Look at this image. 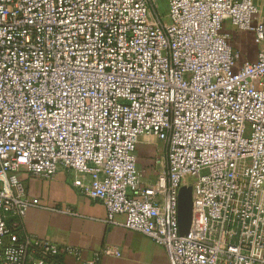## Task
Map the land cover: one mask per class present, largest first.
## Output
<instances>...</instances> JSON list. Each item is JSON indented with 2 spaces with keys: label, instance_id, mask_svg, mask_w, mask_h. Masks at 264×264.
Returning a JSON list of instances; mask_svg holds the SVG:
<instances>
[{
  "label": "built area",
  "instance_id": "built-area-1",
  "mask_svg": "<svg viewBox=\"0 0 264 264\" xmlns=\"http://www.w3.org/2000/svg\"><path fill=\"white\" fill-rule=\"evenodd\" d=\"M167 2L164 16L157 0H0V264L121 257L24 232L37 205L26 177L61 170L170 264H264V0ZM234 33L253 35V61ZM145 137L166 148L153 182Z\"/></svg>",
  "mask_w": 264,
  "mask_h": 264
},
{
  "label": "crops",
  "instance_id": "crops-1",
  "mask_svg": "<svg viewBox=\"0 0 264 264\" xmlns=\"http://www.w3.org/2000/svg\"><path fill=\"white\" fill-rule=\"evenodd\" d=\"M244 34L234 33L235 47L244 58L253 61L255 56L246 47L248 36ZM160 147L159 141L153 137L143 138L137 147L139 168L145 180L148 174L156 177L166 167ZM156 178L147 181L153 182ZM26 186L37 205L28 210L23 225L25 233L61 247L80 249L85 259L106 246L120 251L121 257H102L100 264H170L168 252L163 246L123 226L107 224L106 207L82 195L74 187L69 172L61 170L51 180L26 177ZM125 220L124 216L116 217L120 224ZM60 262L81 264L68 255L62 256Z\"/></svg>",
  "mask_w": 264,
  "mask_h": 264
},
{
  "label": "water",
  "instance_id": "water-1",
  "mask_svg": "<svg viewBox=\"0 0 264 264\" xmlns=\"http://www.w3.org/2000/svg\"><path fill=\"white\" fill-rule=\"evenodd\" d=\"M193 191L192 188H182L179 195V228L180 234L189 232L192 222Z\"/></svg>",
  "mask_w": 264,
  "mask_h": 264
},
{
  "label": "rangeland",
  "instance_id": "rangeland-1",
  "mask_svg": "<svg viewBox=\"0 0 264 264\" xmlns=\"http://www.w3.org/2000/svg\"><path fill=\"white\" fill-rule=\"evenodd\" d=\"M157 11L159 14H162L164 16H166L169 12V5L167 0H157ZM262 15L264 16V6L262 8ZM244 35L248 36V45L246 46L247 48L249 47L250 51H253L255 49L254 43H253V35L252 34H247L245 33ZM235 38V36H234ZM160 143V142H159ZM161 147L159 149L160 153L163 155L164 159L166 158V148L163 147V145L160 143ZM157 177V176H156ZM154 175L152 174H148V176H146L147 180H150L152 178H156ZM146 180V181H147ZM188 183L192 184L193 181L191 179H188Z\"/></svg>",
  "mask_w": 264,
  "mask_h": 264
}]
</instances>
